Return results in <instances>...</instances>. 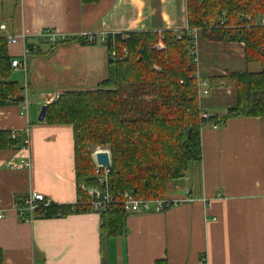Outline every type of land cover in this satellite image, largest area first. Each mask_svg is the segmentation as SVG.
Segmentation results:
<instances>
[{
	"label": "crops",
	"instance_id": "1",
	"mask_svg": "<svg viewBox=\"0 0 264 264\" xmlns=\"http://www.w3.org/2000/svg\"><path fill=\"white\" fill-rule=\"evenodd\" d=\"M1 25L0 37L16 40L7 44L11 58L28 46L31 51L30 78L20 92L27 110L0 105V132L18 131L20 139L28 130L31 149V168L14 170L8 163L17 145L0 150L3 264H200L202 258L205 264H264V117L204 127L200 163L166 194L188 191L191 201L163 213L128 214L121 237L102 239L95 213L24 222L14 210L15 201L34 193L55 205L78 200L72 127L38 121L44 96L94 90L107 77L106 35L186 30L185 0H0ZM44 29L59 40H40ZM84 35L95 44L76 42ZM197 54L202 79L260 70L244 62L242 44L200 42ZM46 76L51 82L42 84ZM233 95L211 89L204 113L224 116L226 107L220 112L215 102Z\"/></svg>",
	"mask_w": 264,
	"mask_h": 264
},
{
	"label": "trees",
	"instance_id": "2",
	"mask_svg": "<svg viewBox=\"0 0 264 264\" xmlns=\"http://www.w3.org/2000/svg\"><path fill=\"white\" fill-rule=\"evenodd\" d=\"M185 3L186 30L106 35L102 44L107 51V77L94 90L67 91L46 106V124L72 127L78 200L68 206L39 205L35 219L91 212L80 187H98L92 160L98 148L110 157L109 192L115 200L125 192L140 199L163 198L200 163L204 127H217L227 119L264 117V24L260 23L264 0ZM193 29L198 30V46L200 42L242 44L244 62L260 67L256 72L234 71L207 79L210 90H234V103L226 104L222 117L201 116L205 102L198 101V64L189 35ZM75 40L84 46L95 44L82 36ZM159 41L163 48L156 50ZM11 59L7 41L0 37V105L24 100L22 85L10 80ZM16 143L9 133L0 132V150ZM127 216L116 204L101 213V238L123 236Z\"/></svg>",
	"mask_w": 264,
	"mask_h": 264
},
{
	"label": "built area",
	"instance_id": "3",
	"mask_svg": "<svg viewBox=\"0 0 264 264\" xmlns=\"http://www.w3.org/2000/svg\"><path fill=\"white\" fill-rule=\"evenodd\" d=\"M260 23L264 24V17L260 19ZM0 29L4 30L5 26L1 25ZM187 29V28H186ZM159 35L161 33H158ZM190 37L193 39L192 50L194 55V62L198 64V54H197V37L198 30L193 29L189 32ZM38 37L42 41L54 43L59 40V37L56 33L49 29H44ZM88 42L93 43L94 38L89 35L83 36ZM179 38V37H178ZM7 44H13L16 42L14 38L5 39ZM154 48L160 50L163 48L162 43L159 41ZM126 53V50H123ZM31 54L29 48L26 47L24 52L20 57H15L11 59V71L12 73H22L24 83L23 89H26L27 86V58ZM110 57H115V52L112 50L110 52ZM197 88H198V101L201 102L204 99L208 98L210 95V87L207 80L202 79L199 74L196 72ZM61 93H47L44 96V105H49L57 101ZM29 104L26 99L20 103L21 110L26 111ZM203 118H208L206 113H201ZM212 128H216L214 125H210ZM18 131H11L9 133V139L11 141L17 142V154L15 161L8 163L10 169H29L31 168V149H30V140L28 135V130H25L20 139H18ZM106 151V150H94L92 153V160L94 164V174L95 179L98 183V187L86 188L81 186V190L84 191L89 198L88 205L91 208V213L100 215L101 213L109 212L112 205L116 204L127 214H153V213H163L168 209L178 207L182 204L190 202L189 192L184 191L182 195H177L176 197L165 196L163 198H151V199H140L135 197L132 192H125L122 197L118 200H115L114 196L109 192V168L102 167L97 165L95 160V155L97 152ZM107 152V151H106ZM109 155V154H108ZM50 202L46 201L43 195L41 194H30L20 200L15 201L14 210L21 221L27 222L35 219V211L39 205L47 206ZM200 264H205V259L200 260Z\"/></svg>",
	"mask_w": 264,
	"mask_h": 264
},
{
	"label": "rangeland",
	"instance_id": "4",
	"mask_svg": "<svg viewBox=\"0 0 264 264\" xmlns=\"http://www.w3.org/2000/svg\"><path fill=\"white\" fill-rule=\"evenodd\" d=\"M51 65H53V64H51ZM30 61H29V63H28V75H27V79H29L30 78ZM37 73H34V77H36L37 75H36ZM12 78H13V80H16L18 83H20L21 85L23 84V74L22 73H19L17 76H15L14 75V73H12ZM39 82H40V80H38ZM49 82H51L50 80H49V77L48 76H46L45 77V79H43L42 80V84H48ZM90 82H92V81H90ZM22 87H23V85H22ZM27 87V86H26ZM24 90V89H23ZM223 90H225L224 88H223ZM232 90V89H231ZM233 94H234V90H233ZM230 96V95H229ZM234 96V95H233ZM233 96H231V98H228L227 96H225V98L224 99H221L220 101H222V102H220V101H217V102H215V103H217V108L220 110V112H222V110H224V108L227 106L226 105V103L225 102H227V104H230V105H232L233 103H234V98H233ZM31 99V98H30ZM220 102V103H219ZM188 175V174H187ZM176 190V189H175ZM180 190V189H179Z\"/></svg>",
	"mask_w": 264,
	"mask_h": 264
},
{
	"label": "water",
	"instance_id": "5",
	"mask_svg": "<svg viewBox=\"0 0 264 264\" xmlns=\"http://www.w3.org/2000/svg\"><path fill=\"white\" fill-rule=\"evenodd\" d=\"M45 115H46V105H43L38 115V121L39 122L44 121ZM95 160L97 165L99 166L110 167V157L108 155V152L106 151L97 152L95 155Z\"/></svg>",
	"mask_w": 264,
	"mask_h": 264
},
{
	"label": "bare ground",
	"instance_id": "6",
	"mask_svg": "<svg viewBox=\"0 0 264 264\" xmlns=\"http://www.w3.org/2000/svg\"><path fill=\"white\" fill-rule=\"evenodd\" d=\"M97 150H102V149L98 148Z\"/></svg>",
	"mask_w": 264,
	"mask_h": 264
}]
</instances>
